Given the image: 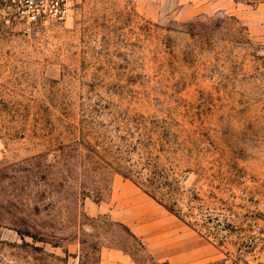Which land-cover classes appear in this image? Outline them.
<instances>
[{
	"label": "rangeland",
	"instance_id": "rangeland-1",
	"mask_svg": "<svg viewBox=\"0 0 264 264\" xmlns=\"http://www.w3.org/2000/svg\"><path fill=\"white\" fill-rule=\"evenodd\" d=\"M46 6L0 0V264H264V0Z\"/></svg>",
	"mask_w": 264,
	"mask_h": 264
},
{
	"label": "trees",
	"instance_id": "trees-1",
	"mask_svg": "<svg viewBox=\"0 0 264 264\" xmlns=\"http://www.w3.org/2000/svg\"><path fill=\"white\" fill-rule=\"evenodd\" d=\"M125 168H126L125 171L120 170V172H122V174L126 178H128L131 173L128 172V167ZM163 175H164L163 173L159 175L158 171H154L153 175H151L150 178L146 179L148 183L145 184L149 186L150 193L152 194L153 197L158 199L160 203H162L169 211L173 213H177L178 212L177 202L176 199H174V196H175V191L177 188H179V186L178 184L173 185V182L168 181V177ZM220 224L221 222L219 221L217 223V226H219ZM129 234H131V236L135 238V236L131 232H129Z\"/></svg>",
	"mask_w": 264,
	"mask_h": 264
},
{
	"label": "built area",
	"instance_id": "built-area-1",
	"mask_svg": "<svg viewBox=\"0 0 264 264\" xmlns=\"http://www.w3.org/2000/svg\"><path fill=\"white\" fill-rule=\"evenodd\" d=\"M47 3L46 9H50V13L55 17H63L68 13L75 0H45ZM44 0H41L43 5Z\"/></svg>",
	"mask_w": 264,
	"mask_h": 264
},
{
	"label": "crops",
	"instance_id": "crops-1",
	"mask_svg": "<svg viewBox=\"0 0 264 264\" xmlns=\"http://www.w3.org/2000/svg\"><path fill=\"white\" fill-rule=\"evenodd\" d=\"M128 264H134L129 256H128Z\"/></svg>",
	"mask_w": 264,
	"mask_h": 264
}]
</instances>
